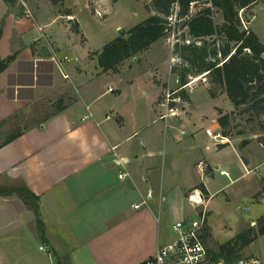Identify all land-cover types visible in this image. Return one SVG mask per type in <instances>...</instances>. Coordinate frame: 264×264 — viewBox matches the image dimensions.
I'll list each match as a JSON object with an SVG mask.
<instances>
[{
	"label": "crops",
	"instance_id": "obj_1",
	"mask_svg": "<svg viewBox=\"0 0 264 264\" xmlns=\"http://www.w3.org/2000/svg\"><path fill=\"white\" fill-rule=\"evenodd\" d=\"M23 1L32 17L21 0H0V59L14 57L0 72V121L3 128L21 111H34L35 121L0 148V184L24 185L39 197L44 240L36 221L33 232L52 255L44 253L32 264H57L58 259L69 264H142L173 239V232L170 239H161V214L186 217L187 196L200 185L208 192L210 219L214 200L225 194L229 200L221 198L230 202L226 189L242 187L249 203L240 210L249 209L251 215L257 211L250 222L256 227L264 216L259 210L264 203V190L259 194L264 150L253 144L262 136L222 134L220 111L235 110L225 91L212 96L205 84L207 103L216 115L213 125L202 120L193 93L186 117L160 119L158 102L170 63L162 39L126 60L118 72H103L94 54L103 47L89 51L80 63L63 60L79 39L88 41L74 9L68 6L62 12L48 0ZM37 110L48 112L38 119ZM209 129L229 142H216L206 134ZM123 171L129 174L125 179L119 177ZM12 208L18 216L8 215ZM0 210L3 217L8 215L1 218L8 220L5 228L30 211L16 195H0ZM209 226L214 236L216 228Z\"/></svg>",
	"mask_w": 264,
	"mask_h": 264
},
{
	"label": "trees",
	"instance_id": "obj_2",
	"mask_svg": "<svg viewBox=\"0 0 264 264\" xmlns=\"http://www.w3.org/2000/svg\"><path fill=\"white\" fill-rule=\"evenodd\" d=\"M260 0H153L151 9L154 14L145 21L130 28L114 40L107 43L101 51L94 53L103 72H118L120 66L128 59L146 51L153 43L165 38L169 31V17L178 6L179 24L187 28V34L195 41L189 45L178 44L174 54L181 59L172 72L178 74L182 82L190 76H199L208 72L211 84H218L225 91L235 110L246 107L245 111L254 116H264V43L258 35L245 29L240 18V10L245 11ZM205 2L206 7L191 15L193 9ZM213 8L218 9L224 22L218 25L213 18ZM75 31L78 28L74 27ZM78 32V31H77ZM215 36L218 41L207 42ZM199 42V44L196 43ZM14 57L0 59V72L5 70ZM210 94L216 91L210 87ZM61 108L54 110L59 112ZM235 113V111H234ZM220 111L218 123L224 136H232L228 129L231 115ZM4 123L0 121V128ZM264 131V124L262 125ZM22 135V128L4 133L0 130V148ZM203 194H208L204 185L199 187ZM264 190L262 187L261 194ZM1 196H14L25 203L34 212L37 231L44 240V222L39 205V197L24 185L10 186L0 184ZM228 241L217 245L218 250L209 249L214 259L234 261L241 257L238 250L248 247L260 235H264V216ZM256 233V234H255ZM212 237L211 228L206 224L203 236L204 243ZM57 264H69L67 260L58 259Z\"/></svg>",
	"mask_w": 264,
	"mask_h": 264
},
{
	"label": "rangeland",
	"instance_id": "obj_3",
	"mask_svg": "<svg viewBox=\"0 0 264 264\" xmlns=\"http://www.w3.org/2000/svg\"><path fill=\"white\" fill-rule=\"evenodd\" d=\"M21 1L25 3L23 0ZM25 1L29 4V0ZM48 1H50L53 5H57L62 12H65L68 9L67 7L70 6L72 10H75L78 20L84 27V33L88 38V41L85 44H82L79 39L75 43V48L72 50L70 56H67L72 60H77L78 63L87 59L89 51L102 48L110 41L125 33L130 28L145 21L150 15L154 14V11L151 9L153 0H67L69 5L62 3V0ZM25 5L29 7L26 3ZM204 7H206V3L202 2L200 5L196 6V9H192L190 14L195 15ZM213 18L218 25H222L224 22L222 13L216 8H213ZM240 18L242 20L243 27L254 31L260 38L261 42L264 43V0H260L257 4L246 9L244 12L240 10ZM67 20L69 19L67 18ZM120 29H123L122 33H120ZM167 36L161 40V48L164 49V46H166L170 61L171 50L167 43ZM218 40L219 37L215 36L208 39L207 42H214ZM166 69L168 70L167 62ZM208 80V87L213 88L216 93H220L222 91L218 84H211V79L209 77ZM208 97L209 90L207 85L204 84H200L192 94L193 102L197 103L198 111L203 115L202 120L210 125H213L214 122L212 121L216 115L213 108L207 103ZM219 103L223 104L221 100ZM245 109L246 107H241L238 110H234L235 113L234 111L232 112L234 114L231 115L232 121L228 129L231 131L232 136L236 134H244L246 138L251 137L255 133H261L260 135L262 137L255 138L253 146L264 150V131L261 129L264 124V116H254L253 114L246 112ZM33 112L34 111H26L25 113L21 111L13 119L6 122L5 126L0 128V130H3L4 133H6L17 130L18 128H27V124L35 121ZM37 112L38 113L34 114L39 119L48 111L37 110ZM183 128L189 130V127ZM248 141L251 143L252 140ZM222 178L225 179V177ZM262 183L263 181L261 184ZM236 186L226 189L227 193L231 195L230 202L226 201L229 199L225 194L220 195L214 200L212 206L214 213L211 219L208 218V225L211 223L212 226L216 228V234H214L211 238H208L206 241V246L214 251L218 250L217 245L228 241L230 238H233L240 232L248 229L250 227L251 220H256L258 215L256 210L253 215L250 216L245 215L240 210L241 206L248 205L249 201L246 200V196L249 194H245L242 187L238 185ZM221 197H224L226 200H223ZM260 199L261 198L256 196L254 201L259 202ZM184 205L185 209L188 211L186 217L193 216L194 211L190 204L185 202ZM259 210H264V203L263 205H260ZM2 212L3 211L0 210V264H32V262H35L39 257L45 256V252L39 250V246L41 245L40 238L35 237L33 232L35 228L34 212L32 210H25L20 214V219H16L14 226H10L9 228H5L4 225L5 222V224H7L8 220H2L7 218L11 213L18 216V211L13 210L12 208L10 209L8 215H5L4 217L2 216ZM207 213L210 217L211 213L208 211ZM177 216H179V212L174 215L172 214L171 216L166 215L165 213L161 214V222L159 223L161 239H164L165 237L170 239L172 236L170 226H172L175 220H177ZM19 220L22 221V226H18L17 221ZM256 227H258L257 224ZM263 245L264 238L259 239L249 247L238 250L237 253L241 256L254 254L264 257Z\"/></svg>",
	"mask_w": 264,
	"mask_h": 264
},
{
	"label": "built area",
	"instance_id": "obj_4",
	"mask_svg": "<svg viewBox=\"0 0 264 264\" xmlns=\"http://www.w3.org/2000/svg\"><path fill=\"white\" fill-rule=\"evenodd\" d=\"M25 6V14L32 17L31 10ZM195 3L191 6L193 9ZM72 19L70 16L67 17ZM182 22L178 18V6H175L174 13L169 17V31L167 43L171 50V60L169 63V78L166 82L162 98L158 102L161 110L160 119L168 121L169 119H182L191 111L192 102L191 94L200 84H208V72L199 76H190L184 83L178 74L172 72L173 67L181 62V59L174 54L175 47L178 44H191L195 40L187 34V28H182L179 24ZM197 44L199 42L196 41ZM173 55V56H172ZM65 61H71L69 57H64ZM109 91H112L110 88ZM206 134L216 142H229L228 137L221 133H215L213 130H206ZM118 165L122 163L118 160ZM198 167L203 171L205 165L203 161L198 163ZM222 173V171H221ZM128 173L123 171L119 174L121 179L128 177ZM188 202L194 211L193 216L184 217L176 220L172 224L173 239L167 244L157 247L155 254L146 259L142 264H264V257L260 255L241 256L234 261L225 259H214L204 243L203 236L208 221L206 197L200 189H193L187 196ZM139 208L140 206H135ZM40 251L45 252L48 256L52 255L51 249L42 244ZM54 264V263H51Z\"/></svg>",
	"mask_w": 264,
	"mask_h": 264
},
{
	"label": "water",
	"instance_id": "obj_5",
	"mask_svg": "<svg viewBox=\"0 0 264 264\" xmlns=\"http://www.w3.org/2000/svg\"><path fill=\"white\" fill-rule=\"evenodd\" d=\"M123 32V29H120V33ZM241 211L246 215H251V211L249 209L241 208Z\"/></svg>",
	"mask_w": 264,
	"mask_h": 264
}]
</instances>
